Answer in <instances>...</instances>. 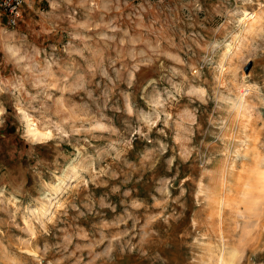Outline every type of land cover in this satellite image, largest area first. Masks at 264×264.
<instances>
[{"label":"rangeland","instance_id":"1","mask_svg":"<svg viewBox=\"0 0 264 264\" xmlns=\"http://www.w3.org/2000/svg\"><path fill=\"white\" fill-rule=\"evenodd\" d=\"M21 10L0 21V264H264V0Z\"/></svg>","mask_w":264,"mask_h":264},{"label":"built area","instance_id":"2","mask_svg":"<svg viewBox=\"0 0 264 264\" xmlns=\"http://www.w3.org/2000/svg\"><path fill=\"white\" fill-rule=\"evenodd\" d=\"M22 4L23 0H0V21L3 17L8 26H15L22 16Z\"/></svg>","mask_w":264,"mask_h":264},{"label":"bare ground","instance_id":"3","mask_svg":"<svg viewBox=\"0 0 264 264\" xmlns=\"http://www.w3.org/2000/svg\"><path fill=\"white\" fill-rule=\"evenodd\" d=\"M245 16L246 17L244 19L250 21L249 24L248 23L246 24V26H248L246 29L249 32L256 31L257 29H255V28H256L257 22L259 20L257 13L256 12H250V13H246ZM241 99H243V97H241ZM28 128H29L28 131L32 137L38 138V137H42V136L46 135V132L41 131L39 128H36L33 126L30 127V125L28 126ZM235 255H236L235 249L229 250L228 251V258L226 257L227 258L226 259V258L222 257V262L225 264H234L233 257Z\"/></svg>","mask_w":264,"mask_h":264},{"label":"water","instance_id":"4","mask_svg":"<svg viewBox=\"0 0 264 264\" xmlns=\"http://www.w3.org/2000/svg\"><path fill=\"white\" fill-rule=\"evenodd\" d=\"M248 68H249V65H247V67H245L244 71H247V70H248Z\"/></svg>","mask_w":264,"mask_h":264}]
</instances>
